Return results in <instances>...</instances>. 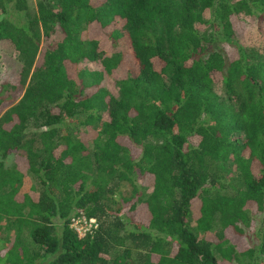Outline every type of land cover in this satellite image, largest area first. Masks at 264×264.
<instances>
[{
  "label": "trees",
  "instance_id": "obj_1",
  "mask_svg": "<svg viewBox=\"0 0 264 264\" xmlns=\"http://www.w3.org/2000/svg\"><path fill=\"white\" fill-rule=\"evenodd\" d=\"M35 5L0 0V264H264V0Z\"/></svg>",
  "mask_w": 264,
  "mask_h": 264
},
{
  "label": "rangeland",
  "instance_id": "obj_2",
  "mask_svg": "<svg viewBox=\"0 0 264 264\" xmlns=\"http://www.w3.org/2000/svg\"><path fill=\"white\" fill-rule=\"evenodd\" d=\"M29 5H30V10L31 12H34L36 13V5H35V0H29ZM206 29H210L209 27L206 26ZM89 31L93 34V35H98L99 33V29L97 28V26H92ZM244 34H246L248 37H253L255 34L254 32V25L253 24H250L249 21L247 22V25H246V29L244 31H240ZM80 67L84 68V67H88V68H94V65L92 62H81L80 64ZM4 65L2 66V69L0 68V78H2L5 74L4 72ZM7 71H8V75L9 77H14V72H13V67L12 66H8L7 67ZM108 90L113 93V94H116V91H117V86H116V83L112 80V79H109L107 84H106ZM7 89H4L1 93L2 95L5 97V100L7 99V94L12 93L13 90H11V87L7 86L6 87ZM3 89V88H2ZM0 90H1V87H0ZM19 96L16 98L18 99ZM17 100H15L16 102ZM4 107L2 108L5 109L7 108V105H3ZM9 106V105H8ZM3 113V112H2ZM14 159H15V156L14 154H10L8 155L7 157L4 158V164L7 166V165H11L13 162H14ZM33 183V177H30V175H27L26 176V179L24 180L23 184H22V190H25L27 189L31 184ZM79 217V216H78ZM78 217H75V218H78ZM81 218V217H80ZM258 220H260V218H258ZM70 226L75 230L77 231V229L79 228V225L78 224H75L74 222H72V219H71V222H70ZM9 234H13V230H9ZM229 236H231V239L235 242L236 246H237V249L238 250H243L244 248H246L247 246H251V245H254L255 244V237L250 234V233H247L246 235L247 236H233L231 235L230 233H228ZM261 262L263 263L264 259H258V262ZM257 262V261H256Z\"/></svg>",
  "mask_w": 264,
  "mask_h": 264
},
{
  "label": "built area",
  "instance_id": "obj_3",
  "mask_svg": "<svg viewBox=\"0 0 264 264\" xmlns=\"http://www.w3.org/2000/svg\"><path fill=\"white\" fill-rule=\"evenodd\" d=\"M72 222L79 225V228L76 231L79 237L84 236L87 231L97 226L93 218L90 219H86L84 217L72 218Z\"/></svg>",
  "mask_w": 264,
  "mask_h": 264
}]
</instances>
